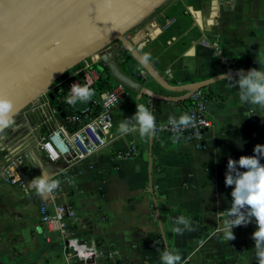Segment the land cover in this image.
Masks as SVG:
<instances>
[{"label":"crops","instance_id":"obj_1","mask_svg":"<svg viewBox=\"0 0 264 264\" xmlns=\"http://www.w3.org/2000/svg\"><path fill=\"white\" fill-rule=\"evenodd\" d=\"M143 31L152 40L142 53L159 62L161 73L171 67L172 83L222 73L225 62L235 69L264 66V0H173L142 25L137 40ZM208 91L212 126L203 149L193 142L174 144L157 128L170 116L188 113L191 98L186 105L155 102L152 146L138 131L122 133L120 125L136 105L150 108L134 93L114 110L111 143L68 169L51 161L28 129L13 134L11 147L0 148V264H164L163 236L169 250L180 254L177 264H258L252 255L254 222L234 227L230 240L219 226L232 199V186L224 183L227 158L252 154L256 143H264V108L242 102L238 85L224 79ZM20 155L22 163L11 166L9 157ZM42 170L58 181L55 200L29 186ZM42 200L51 209L73 204L75 222L66 233L42 221ZM179 215L191 221L181 233L174 231ZM71 238L91 249L77 252L68 245Z\"/></svg>","mask_w":264,"mask_h":264},{"label":"water","instance_id":"obj_2","mask_svg":"<svg viewBox=\"0 0 264 264\" xmlns=\"http://www.w3.org/2000/svg\"><path fill=\"white\" fill-rule=\"evenodd\" d=\"M166 1L0 0V96L12 101L14 122L16 115L57 78L109 45L110 51L102 57L107 67L102 78L123 82L137 99L145 98L152 111L157 100L183 102L196 90L222 80L219 73L205 79L172 83V75L165 77L157 69L158 61H149L142 53L152 38L145 31L140 33L139 40L138 36L127 38L130 30ZM118 42L123 44L122 55L133 58L127 64L128 73L121 70L117 60ZM225 64L224 72L231 70L235 76L236 69L228 62ZM5 132L13 134L11 126L0 130ZM150 141L152 146L153 137ZM150 187L153 192L152 182ZM159 216L157 210L156 217L160 219Z\"/></svg>","mask_w":264,"mask_h":264},{"label":"built area","instance_id":"obj_3","mask_svg":"<svg viewBox=\"0 0 264 264\" xmlns=\"http://www.w3.org/2000/svg\"><path fill=\"white\" fill-rule=\"evenodd\" d=\"M109 48L84 58L80 64L69 69L33 103L18 113L11 126L13 134L28 129L30 139L44 150L53 162H63L68 169L85 161L106 148L112 141L111 130L115 124V108L130 94V88L123 82L100 90L97 86L102 79V71L106 68L102 57L109 52ZM73 82L89 83L95 90L94 95L87 101H77L76 104L66 102L70 94L69 88ZM114 94L119 98L118 104L106 105L104 93ZM209 100L208 87L196 90L191 96V106L188 114L194 121L187 127L172 131L170 123L159 125V130L169 133L174 144L193 142L198 149L206 146L205 134L212 126L208 116L207 104ZM8 133H0V148H10L12 138ZM7 135L8 138H5ZM136 150L135 148L133 149ZM11 166L21 164L23 156L9 157ZM11 173V169L6 170ZM71 176L67 177L70 179ZM59 191L54 189L49 198L55 200ZM39 211L42 221L49 230H59L66 233L75 222L74 206L70 202L56 203L53 209L49 202L40 201ZM68 245L77 252L91 249L87 243L69 240ZM95 248V245H94Z\"/></svg>","mask_w":264,"mask_h":264},{"label":"clouds","instance_id":"obj_4","mask_svg":"<svg viewBox=\"0 0 264 264\" xmlns=\"http://www.w3.org/2000/svg\"><path fill=\"white\" fill-rule=\"evenodd\" d=\"M220 75L229 86L238 85L239 98L242 102L264 108V66L259 64V67H250L247 71L243 68L236 69L235 76L232 75L231 70ZM94 92L95 90L87 82L83 84L73 82L66 102L76 104L77 101H87ZM103 95L106 105L118 104L119 98L114 94L105 92ZM12 108V101L0 96V130L13 125ZM253 113L258 114V112H250L249 115ZM193 121V116L188 113L169 117L174 132L181 127L189 126ZM120 131L122 133L138 131L143 137H154L156 116L148 106L143 103L138 104L136 111L120 125ZM226 167L224 183L226 186H232L230 192L232 199L230 207L224 212L219 231L230 240L235 235L234 227L254 222L257 227L251 233L254 241L252 255L255 256L258 264H264V143H256L252 148V154H242L238 158L228 156ZM29 186L34 187L39 194L46 195L57 188L58 181L50 179L48 173L42 170L29 181ZM174 224V231L181 233L190 227L191 221L184 215H179L175 217ZM180 259V254L172 250H165L161 254L164 264H177Z\"/></svg>","mask_w":264,"mask_h":264},{"label":"flooded vegetation","instance_id":"obj_5","mask_svg":"<svg viewBox=\"0 0 264 264\" xmlns=\"http://www.w3.org/2000/svg\"><path fill=\"white\" fill-rule=\"evenodd\" d=\"M146 21H144L143 23H141L140 25L136 26L135 28H133L132 30H130L126 36L127 38L129 39H132V37L137 33L139 32L140 28L142 27L143 24H145ZM111 45H109L107 48H110ZM123 44L121 42H118V48L116 49L117 50V60H118V63H119V66L121 68V70L124 72V73H128V67H127V64L129 61H133V58L130 56V57H125L124 55H122L123 53ZM118 82V80H116L115 78H109L108 79V86H111V85H114ZM131 93V90L129 91Z\"/></svg>","mask_w":264,"mask_h":264},{"label":"rangeland","instance_id":"obj_6","mask_svg":"<svg viewBox=\"0 0 264 264\" xmlns=\"http://www.w3.org/2000/svg\"><path fill=\"white\" fill-rule=\"evenodd\" d=\"M172 1H173V0H167V1H166L162 6H160L155 12H158V10H160L163 6H165L166 4H168V3L172 2ZM155 12H154V13H155ZM154 13H153L152 15H150L145 21L147 22V20L151 19L152 16L154 15ZM146 22H145V23H146ZM167 53H168V52H167ZM158 66H159V62H158ZM158 66H157V68H159ZM170 66H172V65H170ZM171 70H172V68L169 67V71H170V72H168V71H164L162 74H163L165 77H167V78L170 77V76L172 75L170 78H173V74H172ZM170 74H171V75H170ZM18 117H19V115L17 114V115H16V118H18Z\"/></svg>","mask_w":264,"mask_h":264},{"label":"trees","instance_id":"obj_7","mask_svg":"<svg viewBox=\"0 0 264 264\" xmlns=\"http://www.w3.org/2000/svg\"><path fill=\"white\" fill-rule=\"evenodd\" d=\"M107 68V67H106ZM108 81L106 80V79H104V78H102L99 82H98V84H97V86H98V88L100 89V90H104L105 89V83H107ZM190 101V99H188V100H186V101H183V102H181L182 104H184V105H186L188 102ZM166 249L167 250H169V246H168V248L166 247Z\"/></svg>","mask_w":264,"mask_h":264},{"label":"bare ground","instance_id":"obj_8","mask_svg":"<svg viewBox=\"0 0 264 264\" xmlns=\"http://www.w3.org/2000/svg\"><path fill=\"white\" fill-rule=\"evenodd\" d=\"M137 34V33H136ZM136 34L134 35V37L136 36ZM56 164V163H55Z\"/></svg>","mask_w":264,"mask_h":264}]
</instances>
